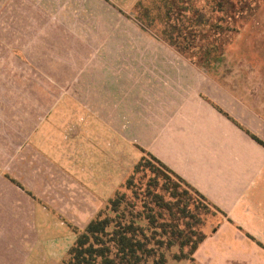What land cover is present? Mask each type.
<instances>
[{
    "label": "rangeland",
    "instance_id": "obj_1",
    "mask_svg": "<svg viewBox=\"0 0 264 264\" xmlns=\"http://www.w3.org/2000/svg\"><path fill=\"white\" fill-rule=\"evenodd\" d=\"M247 5L249 22L229 44L226 39L231 35L223 38L220 28L216 27L194 26L192 30L197 36L194 40L189 36V26L198 17H204L213 25L233 28L246 21L248 9L244 18H235L233 22L226 18L220 23L225 13L218 11L215 0H0L1 104L7 115L10 110L9 118L13 121L11 132L6 136L2 129L1 133L5 144L11 146L16 142L18 146L16 150L0 151V165L4 169L5 164L17 159L24 168L28 166L27 159H36L29 154L35 149L28 148V141L22 136L31 128L25 114L30 108L36 111L33 114L37 131L42 127L39 118L46 112V105L53 106L63 95L59 110L65 113L66 108L71 115H67L65 125H61L63 131L59 133L64 135L59 143H54V146L60 145V150L52 147L49 154L63 165L67 181L81 173L91 175L103 199L119 188L118 184L126 180L145 155L142 152L144 141L147 139L148 144L153 138L148 127L153 122L154 126L159 125L155 123L158 117L153 118L155 102L161 104L156 113L164 119H172L176 104L171 100L206 93L229 102L233 92L247 108L264 113V0H247ZM171 7L170 16L167 11ZM174 42L185 52H180ZM212 46L217 48L213 54L225 49L219 66L211 70L190 64L192 60H204V53ZM256 54L259 60L262 55L260 64L256 63ZM251 63L257 69L252 75ZM10 95L13 97L9 99ZM91 105L94 113L98 111V118L88 109ZM74 110L76 118L72 115ZM109 115L112 128L106 124L105 117ZM147 119L153 120L148 122V127ZM143 125L149 134L142 132ZM47 128L42 129L41 136L49 145L53 143ZM40 144L38 141L41 149ZM62 155L63 159L58 160ZM146 159L129 187L123 181L125 184L119 191L125 193V197L120 211H125L126 221L132 219L129 213L156 214L157 223L153 227L143 218L139 223L149 239L153 238V231L157 232L151 244L157 247L155 241L162 242L160 249L165 254V264H191V261L190 256L179 257L178 246L169 247L171 242H178L171 235L172 227L182 223L159 206L162 200L156 195L172 205L177 200L189 205L194 215L184 219L188 225L182 224V227L191 240H198L201 234L207 236L204 245L193 255L196 264H249L252 231L245 230L220 208L222 213L215 211L212 203L191 191L184 194L187 188L174 178H165L164 173L157 172V166ZM51 168L50 175L55 177ZM22 171L15 170L16 177L26 176ZM176 184L181 197L175 201L171 193ZM69 185L66 182L67 188ZM57 210L50 209V214L42 215V225L38 228L31 221L24 230L26 222L12 230L1 229L0 238L17 240L16 254L28 257L20 264L69 262L70 252L86 227L79 228L62 219ZM159 211L162 217L157 216ZM104 213L105 217L118 220L113 213ZM160 224H166L164 230L155 228ZM241 240L244 245H240ZM261 246L264 250V245ZM190 251V248L184 249L185 254ZM240 251L247 255L248 261L241 262L243 257L236 256Z\"/></svg>",
    "mask_w": 264,
    "mask_h": 264
},
{
    "label": "crops",
    "instance_id": "obj_2",
    "mask_svg": "<svg viewBox=\"0 0 264 264\" xmlns=\"http://www.w3.org/2000/svg\"><path fill=\"white\" fill-rule=\"evenodd\" d=\"M256 60H258L256 63L260 64L262 55L260 60L257 55ZM190 64L199 68L191 62ZM250 68V74L257 70L253 68V63L250 64ZM208 78L211 79L209 74ZM214 80L221 88L226 89L225 85ZM1 92L0 89V151L7 152L9 149L16 150L18 146L16 142L8 146L2 137V129H5L6 136L11 132L13 121L9 118L10 110L7 115L2 108ZM232 95L230 96L232 101L229 99V102L217 100L206 93L202 95L192 93L182 99L181 96L177 101L171 100L174 105L176 104L172 119H164L160 114L158 115L156 111H159L161 104L155 102L153 118L158 117L155 123L159 125L154 126L153 118L146 120L147 127L149 121L153 122V125L148 127L153 138H150L148 144L145 142L147 139L144 141L145 149H143L167 165L227 216L233 217L245 230L250 229L252 231L250 238L257 241L256 243L249 241L252 245L249 261L247 255L241 251V254L238 255L237 252L236 256L243 257L244 261L241 262L264 264V250L261 246L264 245V113L247 108L238 96L233 92ZM11 96L8 98L10 99ZM63 97L64 95L59 96L53 106L46 105V112L39 118L42 120L40 124L42 127L37 131H35L36 122L33 114H36V111L33 112L30 108L25 114L27 116L25 119L31 121V128L22 136L24 135L26 142L28 141L27 147L36 150L29 153L36 159L33 158L32 161L27 159L28 166L24 168L17 159L5 164L4 169L0 165V231L2 228L12 230L17 225L23 226L26 222L22 228L24 230L31 221L38 228L39 224L42 225L41 216L48 214L50 209L56 211L57 208V214L59 213L62 219L79 228H85L115 193L112 191L103 199L97 193L98 186L94 178L91 175L84 176L82 173L78 175L76 171L79 177H69L67 181L63 165L49 154L52 147L60 150V145L54 146V143L64 135L61 134L63 131L61 125H65V118L71 115L66 108H64L65 113L59 110L63 103L60 100ZM5 101L8 100L5 98ZM53 107L55 110L51 111ZM88 109L95 117L99 116L98 111L94 113L91 110L92 105ZM164 110L166 111V108ZM72 115L76 118L75 110ZM150 115L151 113L147 114L148 117ZM105 118L106 124L112 128V124L108 122L111 116ZM44 127H48V132L51 134L53 144H49L50 146L44 140L45 137L41 136ZM243 127L245 130L242 129ZM147 131L143 125L142 132L147 133ZM252 135L263 144L256 141ZM38 141L41 142V149L38 148ZM63 157L62 155L58 160ZM50 168L53 169L52 173L56 174L57 179L51 177ZM18 169H23L22 172L26 176L16 177L15 170ZM14 181L21 186L16 185ZM66 182L70 183L68 188ZM239 243L245 244L242 240ZM15 246L17 240L0 238V264H20L28 258L18 256L17 251L14 250Z\"/></svg>",
    "mask_w": 264,
    "mask_h": 264
},
{
    "label": "trees",
    "instance_id": "obj_3",
    "mask_svg": "<svg viewBox=\"0 0 264 264\" xmlns=\"http://www.w3.org/2000/svg\"><path fill=\"white\" fill-rule=\"evenodd\" d=\"M218 6V11L224 12V17L219 20V22H223L226 18L231 19L233 22L235 18H244L245 12L247 11V0H215ZM243 6V7H242ZM189 10L198 13L197 10H192L189 7ZM172 7L169 8L167 14L171 16ZM238 15V16H236ZM251 17V16H250ZM249 9H248V17L244 23L240 27H230V26H220L218 24L213 25L210 24L209 20H204V17H198L194 23L189 21V36L192 37L194 40L196 35V31L192 30L194 26H201L204 27H216L220 28V33L224 37L231 35L230 38L226 39V42L231 44L237 35H239L247 26L249 22ZM193 21V20H192ZM190 41V40H189ZM176 45L180 50V52H185L184 49L180 48L177 42L173 43ZM216 47L212 46V48L207 49L204 53L203 59L201 62H196L192 60L191 63L196 65L197 67H204L208 69L216 68L220 63H222L225 53L224 51H220L219 53L213 54L216 52ZM252 137L262 143L256 136L252 135ZM263 144V143H262ZM145 155L141 158L139 163L135 165L132 170V174L130 173L129 176L124 180L127 183V187L130 186L133 182L134 175L139 173L141 167L148 161H152L157 168L155 170L160 173H164L165 178H174L178 184L183 185L187 190L183 191L184 194L191 191L193 194L198 196L199 198L205 200L208 203H211L207 200L205 196H203L199 191H197L194 187H192L189 183H187L182 177L176 174L173 170H171L167 165L157 159L154 155L149 152L142 151ZM149 163V162H148ZM154 168V167H153ZM123 182V183H124ZM121 184L119 188L115 191L114 195L108 200L105 204L104 208H102L97 216L87 225L84 232L78 237L75 242L73 249L70 252V260L67 264H141L142 262H151V264H165L166 257L163 252H161L160 247L162 246V242L155 241V246H152L153 238L156 239L158 236L156 231H153L152 235L153 238L149 239L148 236L143 231V227L140 225L139 221L143 219L149 221L152 227L156 225L157 219L156 214H146L143 216L142 214H131L132 219L126 221V213L125 211H120L121 204L124 201L125 193L120 192L119 189L124 184ZM176 189L171 193V198L176 201V198L181 197V193L178 192L177 188L178 185L176 184ZM155 197L160 198L162 200L159 203L160 207L166 208L169 210L170 215L172 217H178L177 222L182 223L183 226H187L188 224L184 223V219L192 218L194 215L190 209L188 208L189 205L186 203H182L179 200L173 202V205L169 202H164L163 198L159 195ZM212 208L215 211L220 213L221 210L217 208L215 205L211 204ZM145 208L148 209L147 205H144ZM151 210V209H150ZM107 211L108 213H113L116 215L118 220L116 221L114 218L110 216H104V212ZM162 212H157V216L162 217ZM177 213V214H176ZM182 224L174 225L172 227L171 235L177 238V243H170L169 247L178 246L180 249L181 258H186L190 256L191 264H196L195 258L193 257L196 250L199 246L204 242L207 236L201 234L198 240H191L189 236L185 233V228L182 227ZM166 224H160L159 227L155 226V228H161L164 230ZM190 248L191 251L188 254L184 253V249ZM178 257V256H175Z\"/></svg>",
    "mask_w": 264,
    "mask_h": 264
}]
</instances>
